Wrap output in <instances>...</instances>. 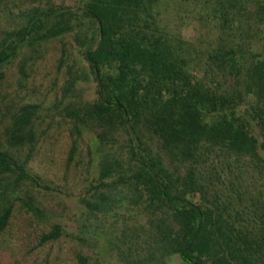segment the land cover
<instances>
[{
  "label": "rangeland",
  "instance_id": "rangeland-1",
  "mask_svg": "<svg viewBox=\"0 0 264 264\" xmlns=\"http://www.w3.org/2000/svg\"><path fill=\"white\" fill-rule=\"evenodd\" d=\"M86 1L0 0V40L20 27L23 13L34 6L49 3L76 11ZM258 1L158 0L153 8L154 30L147 33L164 42L191 77L231 98L233 110L249 121L247 131L260 143L258 127L249 118L255 112L264 117V29L253 14ZM74 34L26 46L0 69V149L23 162L49 188L14 183L13 176L0 179V189L12 198L10 218L0 234V264H122L116 247L121 234L122 240L133 233L141 238L144 221L136 197L126 195L120 185L106 189L98 181V162L104 156L125 164L124 134L118 127L105 130L86 116H68L94 100V81ZM26 106L33 111L25 141L17 148L7 147L3 131ZM72 141L75 149L68 159ZM145 142L152 152L158 150L154 138ZM259 156L264 160V150ZM166 163L172 169L179 166L172 157ZM197 167L206 199L216 195L231 216L245 208L246 216L237 218L238 224L257 228L261 213L257 207L264 205V167L223 148L203 151ZM122 173L118 171L113 179ZM100 192L106 195L104 212L89 210L85 204L99 201ZM21 201L39 215L27 211ZM54 225L60 227L59 237L40 245L38 238ZM167 261L184 264L176 256Z\"/></svg>",
  "mask_w": 264,
  "mask_h": 264
},
{
  "label": "trees",
  "instance_id": "trees-1",
  "mask_svg": "<svg viewBox=\"0 0 264 264\" xmlns=\"http://www.w3.org/2000/svg\"><path fill=\"white\" fill-rule=\"evenodd\" d=\"M157 1L87 0L76 11L49 3L34 6L23 13L21 26L0 40V69L26 46L75 32L73 40L82 49L81 59L94 81V100L68 116H86L105 130L118 127L124 134L125 164L104 156L98 162V181L106 189L120 185L126 195L135 196L144 221L140 239L133 233L122 240L121 234L116 247L122 264H169V256L184 264H264V205L257 207L261 209L257 228L246 222L240 226L237 218L246 216L245 208L231 216L216 195L207 200L196 171L199 154L220 148L264 167L259 156L264 150V117L261 112L247 115L258 127L262 138L258 143L247 131L249 121L233 110L231 98L217 95L191 77L166 44L147 33L154 30ZM253 14L264 29V0L256 3ZM82 27L86 32L80 31ZM32 111L31 106L22 107L12 118L3 131L7 147L24 143ZM104 135L99 133L98 140ZM149 136L157 145L155 152L145 142ZM169 157L179 166L172 169L166 163ZM185 160L188 168L182 173L179 168ZM118 171L123 173L113 179ZM7 176H13L14 183L49 189L23 162L0 149V179ZM98 194L99 201L85 205L101 213L106 195ZM0 198L1 234L11 215L12 198L4 188ZM21 204L39 215L29 203ZM59 233L60 227L54 225L38 243L54 241ZM77 260L82 262L80 257Z\"/></svg>",
  "mask_w": 264,
  "mask_h": 264
}]
</instances>
